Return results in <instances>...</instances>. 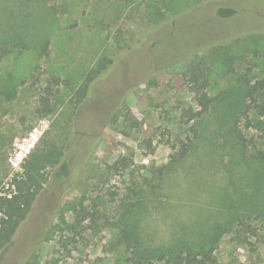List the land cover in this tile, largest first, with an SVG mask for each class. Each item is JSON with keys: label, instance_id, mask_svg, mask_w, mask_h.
I'll use <instances>...</instances> for the list:
<instances>
[{"label": "rangeland", "instance_id": "rangeland-1", "mask_svg": "<svg viewBox=\"0 0 264 264\" xmlns=\"http://www.w3.org/2000/svg\"><path fill=\"white\" fill-rule=\"evenodd\" d=\"M157 1L45 0L33 1L28 9L16 6V14L30 12L21 28L27 30L33 46L0 61V91L15 94L0 96V191L7 188L10 175L22 171L23 161L44 136L61 143L70 132V139L86 148L68 153L72 177L59 187L49 179L51 168L44 170L42 189L12 242L0 251V264H24L31 254L44 264L53 255L57 236L50 227L59 213L71 222L72 207L88 209L92 200L100 203V216L94 224L85 222L92 229L68 246L62 262L119 264L126 250L112 245L113 227L119 225L120 205L133 184L145 192V205L133 221L149 245L177 241L194 246L215 232L219 264H264V167L251 158L252 149L235 144L229 131V108L240 103L243 92L237 79L263 72L264 0H177L168 11ZM155 5L164 15L156 14ZM219 6L235 8L236 15L218 21L214 11ZM11 8L0 0V37L10 18L18 19ZM167 31L173 38L168 43ZM44 39L50 43L49 56L38 58L34 50ZM152 39L158 40L156 55L151 53ZM213 39L229 45L234 71L216 63L209 94L214 97L228 90L231 95L188 125L183 112L197 108L181 75L172 68L144 71L141 82L114 96L128 57L134 63V50L93 83L91 96L76 116L67 90L57 113L34 123L33 107L51 76L68 79L76 88L100 56L116 59L123 50L140 45L142 56L154 55L158 62L171 56L167 44L191 49L194 42L204 45ZM120 97L126 114L113 121ZM191 124L198 137L187 156L173 161L177 149L166 141L182 138ZM87 150L90 156H85ZM121 159L130 162L125 169H110Z\"/></svg>", "mask_w": 264, "mask_h": 264}, {"label": "trees", "instance_id": "trees-1", "mask_svg": "<svg viewBox=\"0 0 264 264\" xmlns=\"http://www.w3.org/2000/svg\"><path fill=\"white\" fill-rule=\"evenodd\" d=\"M4 1L12 5L10 11L13 15L15 9L19 8L16 7L18 5L28 9L33 1L45 2V0ZM176 1L159 0L157 3L160 2L162 8L168 11L176 5ZM156 6L154 7L157 9ZM236 12V9L230 6H219L214 11L215 18L218 21L232 18L236 15ZM24 14L31 17L30 12L27 13L26 11ZM156 14L164 15L160 8H158ZM25 15H21L20 11V15H14L18 19L10 18V22L8 21L5 32L0 37V61L11 54L21 55L33 46L27 30L21 28L24 22L22 20L27 21ZM166 36V43L173 40L171 32H168ZM142 40L143 37L141 42ZM213 40L204 45H196L194 42L191 49L188 48V45L182 46V48L176 47V44L174 46L167 44L166 52H170L171 56L165 60L157 59L158 62L155 61L154 55L150 57L142 56L141 53L144 49L140 45L123 50V53H119L116 59L100 56L84 74L76 88H73L68 79L51 76L48 84L38 94L36 104L33 107L32 118L34 123L37 120L55 115L62 105L64 91L67 90V94H70V100L73 102L74 115L76 116L79 107L91 96L93 83L106 73L110 67H113L115 61L117 63L120 60L118 58L123 56L122 58L125 60V56H128L134 50L136 53L134 63L133 61L130 62L128 57L121 82L117 83L114 88V96L118 93L126 94L128 90L141 82L145 77L144 71L148 73L157 69L169 70L172 68L181 75L185 85L193 95L192 99L197 108L195 111L192 108L183 112L182 116L186 117L184 123L188 125L189 122L200 118L202 114L209 113L220 100L221 102L227 100L231 95L228 90H224L214 97L209 94L212 86L211 71L216 63L227 65L228 72L234 71L232 66L234 57L231 55L229 45L217 44L218 42H215V39ZM49 46V40L44 39L39 48L34 50L37 57L49 56ZM150 46L151 53L156 55L158 40L152 39ZM131 64L133 67H131ZM261 66L263 71L261 74L251 78L244 76L237 79L238 84H242L241 86L245 89L240 88L243 91L240 103L233 108H229V131L235 144L240 149H252L254 153L251 158L264 167V52L261 55ZM120 67L122 68L121 65ZM248 71L251 72L252 68H248ZM251 83L253 88L249 90L248 86ZM21 84L24 85V82ZM6 93L15 96L14 93L6 90L0 91V96ZM117 101L119 103L112 114L113 121L126 114V112L123 113L126 109L124 99L120 97ZM22 120L24 121V118ZM34 123L27 127V131L34 128ZM71 123L72 125L75 124V118L72 119ZM186 131L182 138L176 137L172 143L169 140L166 141V144H169L172 150L177 149L173 161L187 156L198 137V129L194 124L189 125ZM69 135L70 132H67L64 141L61 143L52 137L47 138L44 136L23 161L22 171L10 175L7 188H2L0 191V251L12 242L36 196L41 191L42 184L45 181L44 170L51 168L49 179L55 181L54 185L57 187L62 185L66 178L70 179L72 177L71 166L73 162L68 160V153H76L81 151L82 148L85 150L86 147L82 144H75L76 141H72ZM90 153V150H87L85 156H90ZM128 162L129 160L126 159L117 160L110 169L114 168L116 171L117 168L125 169L130 163ZM157 171L158 176H161L162 170L158 169ZM154 189L151 192L155 194ZM144 193L142 186L138 188L133 184L127 188V193L123 198L124 202L120 205V212L117 217L119 225L113 227L115 233L112 244L114 247L123 246L126 250V253L120 257L119 264H219L214 255L216 250L215 245H213L216 240L214 238L215 232L208 234V238L202 239V244L199 243L194 246H185L177 241L167 245H149L133 221V216L145 205L146 197ZM99 204L92 200L88 209L73 206L74 216L71 222L66 221L64 212L59 213L57 222L53 227H50L51 232H56L57 236L53 255L44 264H63L62 253L68 251V246L75 244L76 239L82 238L83 233L88 232L89 228L92 229V225L85 224V222L89 220L91 224H94L95 217L100 216ZM106 222H108L107 219ZM24 264L40 263L37 257L31 254Z\"/></svg>", "mask_w": 264, "mask_h": 264}]
</instances>
